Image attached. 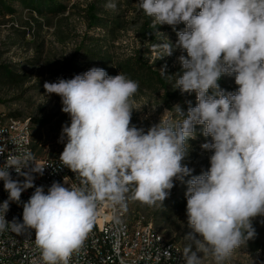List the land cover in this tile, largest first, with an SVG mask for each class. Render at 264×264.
I'll return each instance as SVG.
<instances>
[{"label":"clouds","instance_id":"1","mask_svg":"<svg viewBox=\"0 0 264 264\" xmlns=\"http://www.w3.org/2000/svg\"><path fill=\"white\" fill-rule=\"evenodd\" d=\"M138 6L154 25H185L175 45L166 41L157 47L162 57L176 48L186 51L178 58L184 71L174 88L196 93L197 104L187 113L173 105L182 119L173 124L161 118L145 132L130 126L139 82L121 72L110 76L93 67L44 83L70 117V125L62 126L60 142L66 143L59 158L79 183L53 182L47 192L36 186L23 204V222H8L10 201L19 202L22 192L34 187L32 173L43 174L44 168L22 171L31 154L0 166L9 193L0 203V232L8 226L17 234L35 230L43 264H69L93 230L99 205L126 208L127 199L163 204L174 182L189 176L185 196L192 243L183 251L184 264H201V252H210L214 264H225L255 238L253 218L264 216V0H139ZM105 8L115 10L116 0H107ZM225 74L235 75L234 93L219 86ZM196 125L211 137L202 149L213 154L210 168L194 176L182 161ZM11 168L23 182L12 178Z\"/></svg>","mask_w":264,"mask_h":264},{"label":"rangeland","instance_id":"2","mask_svg":"<svg viewBox=\"0 0 264 264\" xmlns=\"http://www.w3.org/2000/svg\"><path fill=\"white\" fill-rule=\"evenodd\" d=\"M56 1L62 4L59 11L42 9L38 13L18 0H4L8 7L0 9V112L28 119L37 154L62 153L66 143V139L60 142L62 126L70 125L69 115L61 110V98L47 94L44 83L56 82L61 77L71 79L93 67L115 76L122 65L134 61L144 64L146 74L132 98L130 126L145 132L161 118L173 124L182 119L173 105L179 104L185 113L189 107H195L196 93H181L174 88L175 77L184 71L178 58L187 56L186 51L176 48L171 56L162 57L163 49L157 47L166 41L175 45L177 33H173L172 26L164 24L153 30L155 40L146 37L144 28L154 23L151 17L147 21L138 6L139 0H116L115 10L105 8L107 0ZM91 7V14L100 18L102 25H90ZM162 68L167 76L161 74ZM149 71L158 74L166 85L158 84ZM218 83L238 87L234 74L223 75ZM166 109L170 111L165 113ZM210 140V136L200 132L192 142L188 141V153L182 163L193 170L194 176L210 168L213 153L201 147ZM189 179L191 176L183 182L176 180L163 204L158 202L150 207L127 199L125 209L129 214H143L166 237L185 249L192 243L187 238L192 229L187 222L185 196ZM252 225L255 238L235 249L225 264H264V216L253 218ZM199 255L201 261L214 264L210 252Z\"/></svg>","mask_w":264,"mask_h":264},{"label":"built area","instance_id":"3","mask_svg":"<svg viewBox=\"0 0 264 264\" xmlns=\"http://www.w3.org/2000/svg\"><path fill=\"white\" fill-rule=\"evenodd\" d=\"M31 154L28 161L32 167L44 168L43 174L32 173L34 187L22 192L19 202L10 201L5 220L15 218L22 223L23 204L29 200L36 186H43L45 192L53 182L66 187L77 185L75 174L64 167L59 156H42L32 145V130L28 119L0 112V166L14 156L23 158ZM13 179L23 182L25 177L14 168L9 169ZM9 193L0 180V203L7 200ZM35 230L24 229L17 234L10 226L0 232V264H43L40 250L36 247ZM184 249L175 240L166 237L141 213L129 214L125 208H112L105 204L98 207L93 230L83 246L73 253L69 264H184ZM201 264H209L201 261Z\"/></svg>","mask_w":264,"mask_h":264},{"label":"trees","instance_id":"4","mask_svg":"<svg viewBox=\"0 0 264 264\" xmlns=\"http://www.w3.org/2000/svg\"><path fill=\"white\" fill-rule=\"evenodd\" d=\"M22 5H24L25 7H29L35 11H37L38 13L42 12V9H51L54 11H59L62 8V4L60 2H57L56 0H18ZM8 4H6L4 2V0H0V9H4L7 8ZM93 7L90 8L89 10V15L91 18V26H95V25H102V20L100 18H98L95 15L91 14V10ZM146 19L148 21L149 17L146 16ZM161 26L159 25H148L147 27L144 28V32L146 37H148L149 39H151L152 41L156 39V37L153 35V30L154 29H158ZM185 25L183 24V26H175V28H172L171 30L173 31V33H177L179 31L184 30ZM170 29V28H169ZM148 71V70H147ZM120 72L125 74L126 77L138 81V82H142L143 81V76L146 74V67L144 66L143 63L140 62H130L127 63L126 65H122L120 67ZM11 74V73H10ZM149 75L150 77H153L154 80L160 84L161 86H165V82L163 80L160 79L158 74H154L151 71H149ZM220 88L222 90L225 91V93L227 94L228 92H235L237 90L238 87L235 86H221L219 84ZM209 94H212V90H209ZM196 106V104L194 105ZM200 129L198 127H195V133H200L203 132V127L202 125H200ZM193 139H189V142H192Z\"/></svg>","mask_w":264,"mask_h":264}]
</instances>
